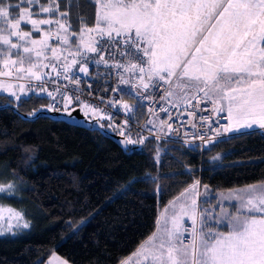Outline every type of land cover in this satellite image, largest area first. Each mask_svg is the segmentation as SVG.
<instances>
[{
	"label": "snow or ice",
	"instance_id": "obj_1",
	"mask_svg": "<svg viewBox=\"0 0 264 264\" xmlns=\"http://www.w3.org/2000/svg\"><path fill=\"white\" fill-rule=\"evenodd\" d=\"M95 3L99 5L95 26H85L77 34L68 22V12L61 11L60 0H0V91L18 106L29 94L51 101L30 112L29 118H39L43 112L72 118L77 109L85 116L98 113L99 109L80 100L81 88L69 85L79 86V74L87 77L89 65H103L108 70L105 79L114 76L118 81L112 91L122 92L119 85L131 83L138 95L155 101L154 93L168 85L158 99L172 98L173 107H192L189 116L208 111L199 107L204 101L212 103L216 116L226 111L227 115L220 117L228 121L226 125H219L212 116L200 117L213 132L211 136L199 130L183 133L201 140L205 149L219 143L223 133L238 134L231 137L237 139L252 135L254 126L264 130V0ZM28 25L31 27L25 30ZM61 80L68 83L60 84ZM122 107L131 111L127 103ZM160 110L169 113L163 105ZM213 123L219 126L213 129ZM165 127L180 134L172 124L161 121L159 131L164 132ZM191 127L195 129L197 124ZM119 130L126 145H142L147 139H133L128 120ZM200 188L197 179L185 189L179 210L165 219L161 234H154L134 254L137 264H264V182L229 193L225 199L238 201V206L233 205L236 215L220 199L212 204L208 185H203V192ZM17 191L16 183L0 181V196ZM201 196L205 198L198 200ZM4 213L9 232L13 227H30L23 213L0 207V221L5 219ZM185 217L190 227L185 225ZM221 225L227 231L221 230ZM121 264H131V259Z\"/></svg>",
	"mask_w": 264,
	"mask_h": 264
},
{
	"label": "trees",
	"instance_id": "obj_2",
	"mask_svg": "<svg viewBox=\"0 0 264 264\" xmlns=\"http://www.w3.org/2000/svg\"><path fill=\"white\" fill-rule=\"evenodd\" d=\"M60 2L77 34L95 26V0ZM44 105L30 94L18 106L0 93V181L19 188L0 196V203L23 213L30 225L0 235V264H44L54 253L70 264H120L194 180L201 192L208 185L209 194L264 181L262 129L210 144L202 157L172 140L120 145L112 135L119 132L100 119L112 133L87 122L74 126L49 112L29 118Z\"/></svg>",
	"mask_w": 264,
	"mask_h": 264
},
{
	"label": "built area",
	"instance_id": "obj_3",
	"mask_svg": "<svg viewBox=\"0 0 264 264\" xmlns=\"http://www.w3.org/2000/svg\"><path fill=\"white\" fill-rule=\"evenodd\" d=\"M107 71L108 70L103 65H89V75L87 77H85L83 73L79 74L81 78V84L79 86L72 84L69 85V87L81 88L83 91L81 93H78L80 96V100L84 103L89 104L92 108L99 109V112L96 113L97 116H99L98 119L104 120L109 125L114 127L119 132V135H121L119 129L124 125L125 120H128L130 134L133 139L147 137V139L144 141L145 143L147 140L157 139L156 137L159 136L160 139L172 140L180 143L181 145H184L185 147L195 148L199 150L201 156L203 157L206 150L203 146V142L191 135L185 137L183 133L187 132L190 134H195L197 133V130H199L200 134L211 136L213 132L209 130L207 123L202 124L200 120L201 116H212V119L214 121L219 120V125H226L228 123L226 119H220V117L227 115L226 111L220 113L219 116H216L211 111L213 106L210 101H204L199 105L201 109L207 108L208 111H196L195 117L188 115L189 112L194 111L192 107L184 104L180 105L179 107H173V104H171L169 101H166V99L164 101H160L158 97L163 94L165 88H167L168 85H164V87H162L159 92H155L154 94L157 99L155 101H150L148 99H144L141 95H138V90L131 84L130 91L134 93L130 94L135 99L136 105L131 109V111H126L125 109H123L121 103L123 98V91L121 92L111 90L117 86L118 81L114 78V76L112 78L105 79V74H107ZM96 77H99V79H97ZM67 83V81H60V84ZM125 85L127 84H121L119 85V87L124 90ZM48 87L50 88V90L53 88L52 85H48ZM37 97L45 99L47 101V104L51 102L50 98L42 96ZM109 100L119 103L110 104ZM192 104L195 105L196 100H193ZM161 105L169 109V113L171 114L172 119H169V113H165L160 110ZM150 109H153V111H150ZM101 116L108 118L101 119ZM153 118L158 119L159 126L161 124V121L172 124L173 128L178 129L180 134H177L176 131H172L170 135L160 134L159 129L154 127ZM149 121H151V123H149ZM193 123L197 124V128L194 129L191 127ZM219 125L213 123V129L218 127ZM227 137H229L228 133H223V135L219 137L218 140H222ZM186 140H189L191 142L186 143ZM142 145L134 144L133 146L138 147ZM196 145H200V147H196ZM209 145H207V147ZM188 226L190 227V225ZM185 239L187 240L188 237Z\"/></svg>",
	"mask_w": 264,
	"mask_h": 264
},
{
	"label": "rangeland",
	"instance_id": "obj_4",
	"mask_svg": "<svg viewBox=\"0 0 264 264\" xmlns=\"http://www.w3.org/2000/svg\"><path fill=\"white\" fill-rule=\"evenodd\" d=\"M98 10H99V7H98ZM97 10V11H98ZM132 96V95H131ZM167 99H170L171 101H172V103H174V100L172 99V98H167ZM83 113V112H82ZM84 114V113H83ZM89 117H93V118H98L99 116H97V114H95V115H93L91 112H89V115H88ZM155 122V121H154ZM154 122H153V124H154ZM155 126V128H157V129H159L158 128V126H159V124L158 123H155L154 124ZM255 127V126H254ZM160 132V134H162V135H170L171 134V132H169L168 131V129L165 127V130H164V132H161V131H159ZM159 160H160V158H159V156H157V161L159 162ZM12 182H14L15 183V181H12ZM12 182H5V183H12ZM235 189V188H234ZM243 189H245V188H243ZM226 191V190H225ZM232 191H236V190H227V192H224V191H217V192H215V193H211V194H209V196L210 197H213V200H212V204H216L217 203V199H220V200H222V202H223V206L229 211V212H231L233 215H236V213H235V211H234V208H233V205H236V206H238V201L237 200H235V199H231V198H228V199H225L226 197H228L229 196V193L230 192H232ZM10 196V195H9ZM205 197H203V198H198V200H203ZM204 207H210L211 205H203ZM0 207H3V208H5V209H7V208H11V209H13L12 207H10V206H7V205H4V204H2V203H0ZM13 210H15V209H13ZM173 210H176L177 211V205L175 204V208H174V206L172 207V209H170V211H168V212H166L167 214L165 215L164 213H165V209H164V211H162V213H161V216H160V219H159V223H158V226H157V228L160 226V228H159V231H158V233H157V235L156 236H159L160 234H161V232H160V229L163 227V225H164V223H165V219L168 217H171V215H172V212H173ZM15 211H17V210H15ZM4 216H5V219L3 220V221H0V228H2V231H3V234L2 235H8V234H12V235H14V234H17L18 232H22V230H23V228H20V229H17V228H15V227H13V229H12V232H9L8 230H7V228H8V225H7V213H4L3 214ZM165 215V216H164ZM25 219V218H24ZM25 221L26 222H28L26 219H25ZM85 221V220H84ZM83 221V222H84ZM184 222H185V225L186 226H188V225H190V221L188 220V218L187 217H185L184 218ZM13 223H15V221H13ZM169 226H171L170 224H169ZM225 229H226V227L224 226V225H221V230H223V231H225ZM188 237V235H187V233H185V238H187ZM185 241L187 242V240L185 239ZM64 259V258H63ZM135 259V260H134ZM133 260H131V264H137V257L135 256V258H134ZM65 260V259H64ZM65 262L66 263H68V264H70L67 260H65ZM133 262V263H132ZM44 264H55V262H53L52 261V259H48ZM145 264H146V262H145Z\"/></svg>",
	"mask_w": 264,
	"mask_h": 264
},
{
	"label": "crops",
	"instance_id": "obj_5",
	"mask_svg": "<svg viewBox=\"0 0 264 264\" xmlns=\"http://www.w3.org/2000/svg\"><path fill=\"white\" fill-rule=\"evenodd\" d=\"M31 26L30 25H28V26H25V30H28L29 28H30ZM42 28H45V29H47L49 26H47V25H43V26H41ZM39 34H37V36H38ZM0 79H2V78H0ZM130 86H131V83L130 84H127V85H125L124 86V90H123V98H122V104L123 103H127L129 106H130V108L132 109V108H134V106L136 105V101H135V99L131 96V94L132 93H134V92H132V91H130ZM0 93H4V94H7V93H5V92H2V91H0ZM131 93V94H130ZM29 96V95H28ZM24 97H26V96H24ZM166 101H171L170 99H166ZM171 104H173L172 102H170ZM226 114H227V112H226ZM155 121V122H154ZM153 122H154V124L155 123H158L159 124V121H158V119L157 118H153ZM254 130H259V128L258 127H254ZM248 131H253V130H248ZM235 133H228V135L229 136H231V135H234ZM262 182H264V181H262ZM262 182H257V183H253V184H249V185H245V186H241V187H236L235 189L234 188H232V189H228V190H239V189H243V188H247V187H249V186H251V185H259V184H261ZM188 188V187H187ZM186 188V189H187ZM200 191H201V188H200ZM222 191H224V192H227V190L225 191V190H222ZM185 192V190H183L179 195H177L175 198H173L166 206H165V215L167 214L166 212H168V211H170V209H172V207H173V202L174 201H176V205H177V211L179 210V206H180V203L183 201V197H181V194L182 193H184ZM233 192V191H232ZM178 197H181V200L180 201H177V198ZM199 198H201V197H199ZM164 209H163V211H164ZM164 215V216H165ZM168 218V217H167ZM158 226V225H157ZM159 228H160V226L158 227V228H156V230L154 231V233L150 236V237H152L154 234L155 235H157V233H158V231H159ZM225 231H227V228L225 229ZM149 237V238H150ZM149 238L146 240V241H148L149 240ZM145 241V242H146ZM145 242L144 243H142L141 245H144L145 244ZM140 245V246H141ZM140 246L131 254V255H129L125 260H129V259H131V260H133L134 258H135V256L136 255H134L135 253H137V252H139L140 251ZM49 259H52V261L53 262H55V264H68V263H66L65 262V260L61 257V256H59L58 254H52L51 256H50V258ZM135 260V259H134ZM133 263V262H132ZM121 264V263H120Z\"/></svg>",
	"mask_w": 264,
	"mask_h": 264
},
{
	"label": "water",
	"instance_id": "obj_6",
	"mask_svg": "<svg viewBox=\"0 0 264 264\" xmlns=\"http://www.w3.org/2000/svg\"><path fill=\"white\" fill-rule=\"evenodd\" d=\"M54 115H62L65 117L66 121L74 126H84V124L87 122L92 126H97L98 128L103 129L106 133H112L109 129H106L104 126H102L99 119H89L87 116H85L82 111L77 109V111L72 113V118L67 117L66 115L60 114V113H52ZM113 136H116L117 141L120 145L131 147V144H125L123 141L125 140V137L121 135H116L115 133L112 134Z\"/></svg>",
	"mask_w": 264,
	"mask_h": 264
}]
</instances>
